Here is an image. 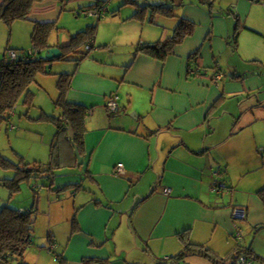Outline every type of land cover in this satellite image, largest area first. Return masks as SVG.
<instances>
[{
	"label": "crops",
	"instance_id": "1",
	"mask_svg": "<svg viewBox=\"0 0 264 264\" xmlns=\"http://www.w3.org/2000/svg\"><path fill=\"white\" fill-rule=\"evenodd\" d=\"M95 1L81 7L97 16L85 28L99 25L109 11L107 3L101 15L87 10L98 6ZM174 1L196 27L165 60L135 54L139 34V42H153L173 33L158 15L149 22L150 12L128 28L130 41L122 44L132 43L127 48L134 52L126 57L110 58L105 50L100 58H89L97 32L84 46L90 54L74 69L67 92L86 108L84 141L75 142L71 126L60 138L55 128L51 147L61 164L47 171L32 168L25 178L48 180L33 185L40 199L30 207L38 237L28 248L32 255L46 248L57 264H190L189 255L196 264H235L249 251L255 264H264V206L257 194L264 186V139L253 126L264 119V0H215L212 10L200 0ZM55 2L40 3L48 4L44 12L56 13ZM32 12V22H58L57 14L43 18ZM78 31L51 47L62 51ZM196 50L198 58L190 59ZM114 97L116 111L108 105ZM255 170V178L243 180ZM250 182L256 188L247 198L242 186ZM235 208L244 209L246 217L234 219ZM243 221L256 234L251 243ZM232 237L244 242L236 245ZM188 243L195 246L184 255Z\"/></svg>",
	"mask_w": 264,
	"mask_h": 264
},
{
	"label": "rangeland",
	"instance_id": "2",
	"mask_svg": "<svg viewBox=\"0 0 264 264\" xmlns=\"http://www.w3.org/2000/svg\"><path fill=\"white\" fill-rule=\"evenodd\" d=\"M126 0H107V5L109 11L106 12V16L100 21L97 28V35L99 33V38L95 48L91 51L89 58H100L101 52L107 50V54L110 58L114 57H126L127 54L134 52V49L127 48L132 45H123L122 43H127L130 41V36L128 33V28L133 26V22H138L140 24L141 20L139 18L131 17V15L139 8L133 3H126L120 6V2ZM140 4L145 2H156L161 3L165 0H138ZM180 1V0H176ZM51 2V1H49ZM91 0H65L64 4L61 5L59 2H55L57 7L60 9L62 6L64 10L59 13V9L54 12V8H51L49 12H44L47 10L45 8L48 4L42 5V3L35 5L33 8V14L37 13L40 17H52V15L57 14L59 27H54L48 36V41L52 44L63 43L65 38H68L70 34L85 28L87 24L91 21H95L97 16L89 15L83 13V8L90 5ZM83 7V8H81ZM85 10V9H84ZM92 13L91 8H88ZM78 12L80 14L78 15ZM123 17V19H122ZM162 20L163 28L166 30L175 29L177 24L176 17L158 15ZM122 19V20H120ZM137 23V24H138ZM102 24V27H100ZM33 30V22L28 19H17L11 24L7 23L3 19H0V61L4 57L9 48H17L21 51H32L33 41L31 33ZM141 34L136 38L135 43L141 40ZM113 40L114 42H108ZM100 43L103 46L99 48ZM110 43L113 46L107 47L106 45ZM121 43V44H120ZM119 45L115 50L114 46ZM103 47V48H102ZM132 50V51H131ZM117 53V54H116ZM120 53V54H118ZM132 56L127 58L125 61H131ZM52 67V74L40 72L38 74V81H34L31 85V89L35 92L33 97V104L30 106L29 114L26 113L29 106L23 103L21 100L15 108V114L12 117L10 123L15 127L11 128L12 124L4 123L0 129V153L7 159V165H3L0 160V210L2 207L9 205L15 208H29L32 207L36 199H40L39 194L33 189L35 184H46L48 185V180L45 176L37 178L33 177L32 183L28 179H23L21 181L20 188L17 190H12L5 177L12 178L18 170V166L22 168H46L50 165L51 160V142L55 132V125L41 117L45 113L58 115L60 107L56 106V99L59 97L58 90V80L59 74L62 72H72L76 67L75 61H64V60H54L50 64ZM261 98L264 97V90L260 93ZM264 108V102L260 104ZM259 107V108H260ZM261 112H264V109ZM263 115V114H262ZM261 116V114H260ZM262 117V116H261ZM264 118V115H263ZM257 125H253L257 128L258 136L264 139V119H259L256 121ZM259 173V170L249 172L245 175L243 180L248 178H255ZM38 180H37V179ZM245 191V196L250 198L252 192L255 191L256 183L250 182L245 186H242ZM44 189V190H43ZM39 193L44 192L41 195V199L45 198L43 204L48 198L46 197L48 186H44ZM245 222V223H244ZM243 235L248 237V243H251L255 237V232L253 228L248 229V223L243 221ZM247 227V228H246ZM264 230V229H262ZM235 244H241L244 242H239L235 237H232ZM243 245H245L243 243ZM31 249H28L27 261L31 264H57L54 254L48 253L47 249L40 250L37 255H32L30 253ZM42 255L41 261L38 258ZM194 255H189L190 264H196L197 261H192ZM49 258V259H48Z\"/></svg>",
	"mask_w": 264,
	"mask_h": 264
},
{
	"label": "trees",
	"instance_id": "3",
	"mask_svg": "<svg viewBox=\"0 0 264 264\" xmlns=\"http://www.w3.org/2000/svg\"><path fill=\"white\" fill-rule=\"evenodd\" d=\"M47 0H0V19L11 24L17 19H28L34 5ZM63 3L64 0H48ZM200 2L208 5L210 9L215 5V0H200ZM107 0H97L93 4L98 5L93 7L92 11H97L99 15L103 13ZM126 3H133L139 8L132 14V17L144 19V16L150 12L149 22L154 23V18L157 15H166L178 17L177 24L173 33L158 41H140L135 46V54L145 53L159 60H165L169 55L174 53L177 45L181 44L184 39L192 35L196 27L195 22L185 17H182L177 12L178 4L174 0H165L161 3L145 2L140 4L138 0H126ZM212 10V9H211ZM90 11V10H89ZM80 13V12H78ZM57 27L55 20H33L32 51H20V56L15 60H7L6 54L0 61V129L2 124L11 121L14 115L15 108L22 100L27 106L33 104L35 92L31 89L34 81H38V74L45 72L52 74L51 63L54 59H46L42 53L44 49H48L53 44L49 43L48 36L52 29ZM98 24H90L87 28L78 31L71 35L67 44L61 46L62 54L57 58L64 61H75L76 67L79 61L89 56L91 49H85L84 46L95 38ZM238 31L235 32L237 37ZM17 50V49H14ZM200 50H196L191 55L190 59H197ZM41 54V55H40ZM194 61V59H193ZM75 67V69H76ZM193 63H189L188 72L192 69ZM75 70L72 72H62L59 74L57 87L59 97L56 99V106L61 108L60 114H44L49 121L56 125V135L58 138L66 137L67 127L71 126L75 132V142L81 146L84 141L85 134V113L86 108L83 104L74 102L67 98V92L71 86L72 78ZM236 77H242L240 74H234ZM111 114V113H110ZM0 160L3 165H7V159L0 153ZM61 164L58 159V150L52 147L50 167L52 165ZM43 168V167H41ZM32 168H22L18 166V170L13 178L5 179L8 181L12 190L20 188V183L28 177V173ZM49 168H44L42 171H47ZM264 206V186L257 192ZM36 217L34 209L19 210L15 207L6 205L0 210V264H31L26 259L27 249L38 243V237L34 233ZM261 226H264L262 224ZM195 244L188 243L183 254L192 251ZM239 250V249H238ZM249 255L252 254L247 251ZM60 264H65L62 260Z\"/></svg>",
	"mask_w": 264,
	"mask_h": 264
},
{
	"label": "built area",
	"instance_id": "4",
	"mask_svg": "<svg viewBox=\"0 0 264 264\" xmlns=\"http://www.w3.org/2000/svg\"><path fill=\"white\" fill-rule=\"evenodd\" d=\"M258 1H263V0H258ZM20 56V51H18V50H9L8 52H7V54H6V59L7 60H15V59H17L18 57ZM220 74H218V78H220ZM108 105H109V108L113 111H116V110H118V102H117V98L116 97H114V98H111L110 100H109V103H108ZM119 168H123V163H120L119 164V166H118ZM215 185H217V184H215ZM164 192L165 193H169L170 192V190L168 189V188H165L164 189ZM234 214L235 215H237L238 216V218H245L246 217V211L244 210V209H241V208H235V210H234ZM237 237H238V239L239 240H241L242 239V236H241V233L240 232H237ZM236 262H235V264H255V262H254V259L251 257V256H249V255H246V254H241V255H239L238 257H236Z\"/></svg>",
	"mask_w": 264,
	"mask_h": 264
},
{
	"label": "water",
	"instance_id": "5",
	"mask_svg": "<svg viewBox=\"0 0 264 264\" xmlns=\"http://www.w3.org/2000/svg\"><path fill=\"white\" fill-rule=\"evenodd\" d=\"M61 54H62V51H61V49H60L59 47H50V48H48V49L45 50L43 56H44L46 59H54V58H58ZM69 130H70V132H71V134H72L73 132H72L71 128H69ZM75 148H76V153H77V155H79V153H78V149H77L76 146H75ZM81 161H82V159H81ZM234 210H235V209H234ZM234 210H233V211H234ZM232 217H233L234 219H237V218H238V216L235 215L234 212L232 213Z\"/></svg>",
	"mask_w": 264,
	"mask_h": 264
},
{
	"label": "clouds",
	"instance_id": "6",
	"mask_svg": "<svg viewBox=\"0 0 264 264\" xmlns=\"http://www.w3.org/2000/svg\"><path fill=\"white\" fill-rule=\"evenodd\" d=\"M242 209V208H241ZM254 262H255V260H254Z\"/></svg>",
	"mask_w": 264,
	"mask_h": 264
}]
</instances>
